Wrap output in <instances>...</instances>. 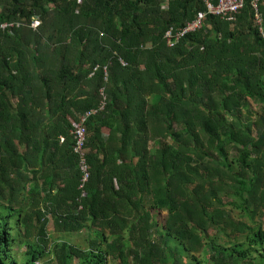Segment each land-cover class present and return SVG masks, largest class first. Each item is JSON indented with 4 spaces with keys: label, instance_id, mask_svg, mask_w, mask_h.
Here are the masks:
<instances>
[{
    "label": "trees",
    "instance_id": "1",
    "mask_svg": "<svg viewBox=\"0 0 264 264\" xmlns=\"http://www.w3.org/2000/svg\"><path fill=\"white\" fill-rule=\"evenodd\" d=\"M3 23L0 264H264V0L232 21L203 0H0ZM101 93L82 193L72 131Z\"/></svg>",
    "mask_w": 264,
    "mask_h": 264
},
{
    "label": "built area",
    "instance_id": "2",
    "mask_svg": "<svg viewBox=\"0 0 264 264\" xmlns=\"http://www.w3.org/2000/svg\"><path fill=\"white\" fill-rule=\"evenodd\" d=\"M203 1L206 6V12L220 16V18L225 19L227 21L234 20V15L242 8L244 3V0H203ZM258 1L259 0H251V5L255 11H257ZM203 16H204V12L199 15H196L192 20L188 21L185 24V26H183L179 30H174L172 27H169L164 34L167 44L172 45L178 39L179 36L185 34L186 32H191L199 28ZM255 17H256V22L260 24V17L257 13L255 14ZM38 24H39V20L37 17L31 19L30 21L31 27H36ZM11 25L12 24L3 23L0 25V27L3 29ZM104 99L105 96L102 95L100 104L98 105L97 108H91L84 111L79 116L76 127L72 131L74 136L73 152L77 156L78 167L80 170V181L78 188L81 190L82 193H83L84 184L87 182L89 177V168L86 162L87 148L85 146V142L87 140L86 121L90 116H92L98 110L103 108Z\"/></svg>",
    "mask_w": 264,
    "mask_h": 264
},
{
    "label": "rangeland",
    "instance_id": "3",
    "mask_svg": "<svg viewBox=\"0 0 264 264\" xmlns=\"http://www.w3.org/2000/svg\"><path fill=\"white\" fill-rule=\"evenodd\" d=\"M162 8L165 9L166 5H162ZM230 213L235 217V218H239V219H244L243 217H241L235 210L230 211ZM263 223L264 226V214L263 217L258 219ZM48 233L51 236L53 241H65L68 242L70 244H74L76 246L79 247H86V245L88 244V240L90 238L94 237V233L92 232V229H87V228H83L82 230H79L77 232H72V233H66V232H56L53 229L52 223L50 222L48 227H47ZM231 239V236H226V235H222L221 241H228ZM263 248H264V244H263ZM14 251L16 252V258H17V262L20 263L21 262V256L23 254L24 251V247L18 249H14ZM209 252H207V248L206 251H204L203 254L199 255L198 258L200 260L201 264H205L204 260L205 255L208 254ZM252 255H255V253H253ZM47 257V256H46ZM255 263H259V261L257 259L254 260ZM35 264H42L41 260H37L35 262ZM109 264H118L117 262H112L111 260L109 261Z\"/></svg>",
    "mask_w": 264,
    "mask_h": 264
}]
</instances>
